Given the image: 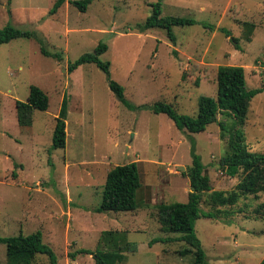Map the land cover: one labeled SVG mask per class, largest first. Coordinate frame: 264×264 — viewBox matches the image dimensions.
Returning a JSON list of instances; mask_svg holds the SVG:
<instances>
[{"label":"rangeland","instance_id":"374dc122","mask_svg":"<svg viewBox=\"0 0 264 264\" xmlns=\"http://www.w3.org/2000/svg\"><path fill=\"white\" fill-rule=\"evenodd\" d=\"M8 1L0 0V29L12 24L34 31L49 50L62 52L64 58L45 56L34 38L0 45V236L42 230L58 264H95L92 255L80 253L72 259L70 254L95 249L104 230H122L138 246L122 264H193V253H178L186 246L179 239L182 234L165 231L157 217L159 204L189 199L190 180L182 173L192 163L188 132L167 114L127 108L95 63L71 73L68 65L106 41L109 49L101 57L111 62L112 78L125 87L131 102L151 105L162 100L179 113L196 116L201 96L218 95L221 65L244 66L248 88L262 86L264 0H163L165 15L197 20L174 27L175 44L163 29H133L147 19L158 0H91L85 12L74 0H66L54 14L56 0H13L10 6ZM204 22L215 28H206ZM222 27L239 39L241 48ZM33 84L47 92L50 107L35 109L33 124L22 127L16 101H27ZM65 95L70 100L67 143L53 148ZM225 119L228 133L222 138L219 121ZM236 124L237 119L219 114L205 131L192 133L212 184L200 207L218 213L196 222L209 264L264 260V191L241 195L235 204L214 201L220 191H235L243 178V173L228 175L220 165L232 132L243 131L250 150L264 153V92L253 97L245 123ZM130 162H137L141 172L140 207L96 211L109 171ZM0 264H7L3 243ZM33 264L51 262L39 253Z\"/></svg>","mask_w":264,"mask_h":264},{"label":"trees","instance_id":"16d2710c","mask_svg":"<svg viewBox=\"0 0 264 264\" xmlns=\"http://www.w3.org/2000/svg\"><path fill=\"white\" fill-rule=\"evenodd\" d=\"M13 0L8 1V5ZM66 0H56L51 14H54ZM72 3L86 11L91 0H74ZM153 11L144 22L137 23L133 29L140 33L160 28L166 31L169 39L175 44L177 36L175 26H189L197 23L193 17L179 15H165L163 0L152 4ZM10 12L11 9L9 8ZM199 23V22H198ZM203 26L214 29L215 26L203 23ZM221 31L231 37L236 48H241L239 39L232 35L229 29L224 27ZM34 38L40 44L41 53L57 60H63V53L52 51L44 45L43 39L34 31L22 30L12 24L0 29V45L17 38ZM109 49L106 41H101L92 52L83 53L75 61L69 62V72L75 71L83 64L95 63L100 67L109 79V85L115 97L131 110L150 109L155 113L167 114L176 126L188 132L191 140L192 163L184 170L183 175L190 180L192 190L189 192L187 202L161 203L157 206V217L162 228L167 232H179V239L186 242L178 253L182 256L194 254L193 264H209L206 250L201 239L196 233V222L200 217L216 218L217 212L201 209L202 196L212 190L211 178L206 171L202 156L197 152L196 139L192 133L205 131L208 126L218 121V115L223 114L229 118L237 119V124H244L252 99L260 92H264V82L261 87L249 89L247 86L244 66L221 65L218 69V95L217 97L203 95L199 100L196 116L179 113L172 103L156 101L154 104L136 105L125 94V87L112 78L111 62L102 59V55ZM177 56V51L174 50ZM69 95H65L61 104L53 134V148H65L67 143L66 121L69 113ZM50 107V97L40 86L33 84L30 87L27 101H16L18 123L22 127L33 124V112L35 109L43 111ZM221 136L225 138L228 133V121L220 120ZM220 165L224 171L232 176L243 173L242 180L237 184V189L229 194L220 191L214 198L216 204H235L239 196L244 194H257L264 191V153L251 151L243 131L236 130L231 133L228 141V153L220 159ZM14 177L17 172L14 171ZM142 187L141 172L137 162L120 164L111 169L107 175L103 196L98 212L107 211H134L140 207L138 192ZM219 212V211H218ZM158 241V240H154ZM166 241V240H165ZM0 243L6 245L7 264H33L39 253L46 254L51 264H58V256L54 249L44 241L42 230L30 234L20 233L12 236H0ZM138 246L128 239L122 230H104L95 249L80 248L72 252V259L80 254L92 255L95 264H122L127 260V253H136ZM264 264V260L261 262Z\"/></svg>","mask_w":264,"mask_h":264}]
</instances>
